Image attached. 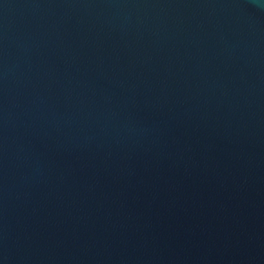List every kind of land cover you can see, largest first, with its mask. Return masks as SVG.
<instances>
[{
    "label": "water",
    "instance_id": "1",
    "mask_svg": "<svg viewBox=\"0 0 264 264\" xmlns=\"http://www.w3.org/2000/svg\"><path fill=\"white\" fill-rule=\"evenodd\" d=\"M0 264H264V0H0Z\"/></svg>",
    "mask_w": 264,
    "mask_h": 264
}]
</instances>
